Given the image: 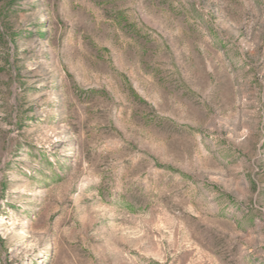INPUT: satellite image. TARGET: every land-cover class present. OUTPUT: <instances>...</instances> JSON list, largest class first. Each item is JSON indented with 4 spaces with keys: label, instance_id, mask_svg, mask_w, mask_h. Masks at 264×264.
Instances as JSON below:
<instances>
[{
    "label": "rangeland",
    "instance_id": "1",
    "mask_svg": "<svg viewBox=\"0 0 264 264\" xmlns=\"http://www.w3.org/2000/svg\"><path fill=\"white\" fill-rule=\"evenodd\" d=\"M0 264H264V0H0Z\"/></svg>",
    "mask_w": 264,
    "mask_h": 264
}]
</instances>
